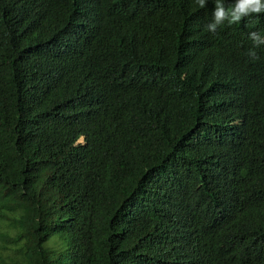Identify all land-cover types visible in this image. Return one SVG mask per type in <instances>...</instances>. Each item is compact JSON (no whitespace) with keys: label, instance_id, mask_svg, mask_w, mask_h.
<instances>
[{"label":"trees","instance_id":"16d2710c","mask_svg":"<svg viewBox=\"0 0 264 264\" xmlns=\"http://www.w3.org/2000/svg\"><path fill=\"white\" fill-rule=\"evenodd\" d=\"M211 1L0 0V264H264V14Z\"/></svg>","mask_w":264,"mask_h":264},{"label":"clouds","instance_id":"9594fccd","mask_svg":"<svg viewBox=\"0 0 264 264\" xmlns=\"http://www.w3.org/2000/svg\"><path fill=\"white\" fill-rule=\"evenodd\" d=\"M195 3L200 9H204L207 7L208 0H195ZM213 5L212 19L204 27L205 31L214 35L225 23L233 25L244 18L264 14V0H214ZM248 38L252 41L253 47L248 49L246 55L251 60H257L259 56L256 49L264 45V35L252 31L248 33Z\"/></svg>","mask_w":264,"mask_h":264},{"label":"rangeland","instance_id":"374dc122","mask_svg":"<svg viewBox=\"0 0 264 264\" xmlns=\"http://www.w3.org/2000/svg\"><path fill=\"white\" fill-rule=\"evenodd\" d=\"M60 237H62V235H57L56 237H54L53 240L50 241V243H52L56 238H60Z\"/></svg>","mask_w":264,"mask_h":264}]
</instances>
